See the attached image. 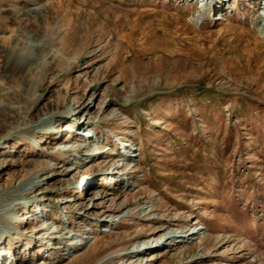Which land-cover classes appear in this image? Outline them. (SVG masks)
I'll return each mask as SVG.
<instances>
[{
    "label": "rangeland",
    "instance_id": "1",
    "mask_svg": "<svg viewBox=\"0 0 264 264\" xmlns=\"http://www.w3.org/2000/svg\"><path fill=\"white\" fill-rule=\"evenodd\" d=\"M206 1L0 0V264H264L261 0Z\"/></svg>",
    "mask_w": 264,
    "mask_h": 264
},
{
    "label": "bare ground",
    "instance_id": "2",
    "mask_svg": "<svg viewBox=\"0 0 264 264\" xmlns=\"http://www.w3.org/2000/svg\"><path fill=\"white\" fill-rule=\"evenodd\" d=\"M224 1V0H223ZM221 2H222V0H221ZM225 2V1H224ZM216 3V2H215ZM207 1L205 2V5H206V8L208 7L207 6ZM208 5H211V4H208ZM200 7H203V5L202 6H200ZM259 31L260 32H262V33H264V25H262V23H261V25L259 24ZM4 107H9V106H7V105H5ZM1 110V109H0ZM4 111V110H3ZM2 111V112H3ZM1 112V113H2ZM4 113H6V111L4 112ZM7 114V113H6ZM22 123V122H21ZM23 125H24V123H22V125L20 124V125H17V126H15V125H13V124H9L8 125V127H7V124L6 123H4V124H1L0 125V129H2V128H5L6 129V134L5 135H10V133L11 132H13V131H17V130H20L22 127H23ZM74 127L72 126V127H70V128H67V129H73ZM67 139H69V138H71L72 137V133L71 132H69V133H67ZM32 134L31 133H28V134H26V133H23V130L22 131H20V133L18 134V139H21V140H25L26 138H29L30 139V141L32 140ZM41 138L39 139V142H41V143H44V142H46L47 141V139H46V137H47V133H45V134H43V136H40ZM90 140V139H89ZM37 140L35 139V140H33V141H31V143H33L32 144V149L30 150V152L31 153H38L39 151H40V148L37 146V142H36ZM18 148H20V146L19 145H12L11 143H10V141H5L3 144H0V152L2 153V152H7V153H9V154H11V153H17V152H19L20 151V149H18ZM59 148L61 149V150H67V149H70V147H68V145H64V146H59ZM130 155H132L131 153H130ZM95 156V155H94ZM91 159V158H90ZM125 172H127V169L125 168V169H123V171L121 172V173H125ZM37 176H36V174L35 173H28L26 176H24V178L19 182V184H18V186L16 187V185H13V184H9L8 185V188L6 189V191H4V195L5 196H7V197H13V200H11V201H9V202H7L5 205H0V207L2 208V207H5V206H7V205H9L10 206V209H16V208H18V205L20 204L19 202H15L14 201V198L16 199V197L18 198V196H22V195H24V196H29V194L30 193H33V189L37 186ZM0 200H3L1 197H0ZM6 202V200H3V202ZM2 202V203H3ZM27 203V205H28V208L30 209L32 206H31V203L29 202V201H27L26 202ZM36 205V204H35ZM35 205H33V206H35ZM37 205H40V204H38L37 203ZM43 209V207H36L35 209H34V211H35V213L36 214H34L35 216H34V220L35 221H37L38 220V211H41ZM143 209V211H145L146 209H147V207H145V208H142ZM24 211H25V209H24ZM40 213V212H39ZM23 216H24V218H26V222L25 223H27L28 222V216H27V214H23ZM8 222H11V220H9ZM22 223H24V220H21V221H19V222H17V224L18 225H21ZM50 225V224H49ZM48 224H47V227L49 226ZM47 227H45V228H47ZM44 229V227L43 226H41L39 229ZM50 228V227H49ZM6 231V230H5ZM2 232H4V229H2V228H0V243H2L3 244V241H4V239H3V236H2ZM39 232V231H38ZM197 233H199V230L198 229H195V230H192V231H189V233H187V234H176V233H173V232H170V231H168V232H166L165 233V236H164V239H163V243H162V240L160 239V240H158L156 243H155V245L154 246H156L157 247V245H158V247L159 246H161V244L163 245L164 244V242L166 243L169 239H171L172 237H177L176 238V240L177 241H179L180 243L181 242H183L184 240H185V238H186V240L188 241V240H190V239H192ZM18 237H20V235L18 236ZM2 239H3V241H2ZM185 240V241H186ZM85 241L84 242H80V243H75V244H77V246H75V247H72V248H70V250L68 251L69 253L71 252V251H77L79 248H80V246L82 245H85ZM81 246V247H82ZM151 246H153V245H151ZM4 248L6 249V241H5V246H4ZM0 249H1V247H0ZM142 248H138L137 249V251L139 250H141ZM144 249V248H143ZM136 251V250H135ZM132 252H134V251H132ZM6 254V253H8V252H6V250H4L3 252H1L0 251V262H1V260H3V254ZM14 257H15V255H14ZM12 259V258H11ZM149 259H151V258H149ZM3 262V261H2Z\"/></svg>",
    "mask_w": 264,
    "mask_h": 264
},
{
    "label": "built area",
    "instance_id": "3",
    "mask_svg": "<svg viewBox=\"0 0 264 264\" xmlns=\"http://www.w3.org/2000/svg\"><path fill=\"white\" fill-rule=\"evenodd\" d=\"M204 2H206V0L205 1H203L202 2V0H200V6H201V3L203 4ZM226 2V1H225ZM206 6V5H205ZM205 6H203V8H202V10L205 8ZM213 6L211 5V10H213V8H212ZM260 8H261V10H262V12H263V16H264V0H261V3H260ZM131 154L132 155H129V153H127V157H132V156H134L135 155V153H132V151H131Z\"/></svg>",
    "mask_w": 264,
    "mask_h": 264
}]
</instances>
